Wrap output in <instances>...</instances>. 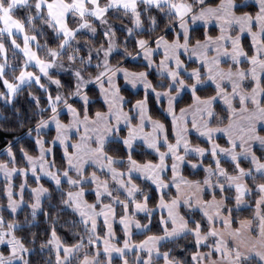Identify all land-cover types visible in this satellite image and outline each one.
Masks as SVG:
<instances>
[{
  "label": "snow or ice",
  "instance_id": "1",
  "mask_svg": "<svg viewBox=\"0 0 264 264\" xmlns=\"http://www.w3.org/2000/svg\"><path fill=\"white\" fill-rule=\"evenodd\" d=\"M0 107V264H264V0H0Z\"/></svg>",
  "mask_w": 264,
  "mask_h": 264
},
{
  "label": "trees",
  "instance_id": "2",
  "mask_svg": "<svg viewBox=\"0 0 264 264\" xmlns=\"http://www.w3.org/2000/svg\"><path fill=\"white\" fill-rule=\"evenodd\" d=\"M209 3H215L218 2V0H208ZM251 5V4H249ZM244 10H252L251 8L249 9H244ZM116 23L118 24L119 21H116ZM211 32L213 34H215L216 29L212 28L210 29ZM199 31L197 30V32L195 33V35H199ZM242 43L245 47L246 50L249 49L250 46V39L248 37H244L242 40ZM130 48H131V44H130ZM120 57L119 56H114L113 61L115 62V60H119ZM158 59V57H157ZM126 66L130 69V70H142L143 65L141 62H133L131 58H129ZM149 79L152 80V82L155 84L158 77L156 76L155 71L152 69L150 70V75H149ZM119 83H121L123 85V81L120 79ZM206 91H211L210 89H207ZM122 94L129 100H135V99H140L142 98V96L144 95V91L139 90L137 92H132L131 90H129L128 88H124ZM26 93L22 94L20 97V103L18 104V107H21L22 111L24 108H28V101L25 99ZM189 101V96L186 94L184 96V100L181 101V106H183V103L188 102ZM149 106H150V110L152 115L154 116V118L160 119L163 122H165L167 125L170 126V120L169 118L165 115V113L163 112V109L161 108V106L157 103L154 102L153 97L151 95H149ZM100 107V103L98 102L97 104L93 105V111L96 108ZM7 118V119H5ZM62 119H67L66 116L62 117ZM7 124V128H3L0 127V159H4L5 157L2 155L3 150L6 146V143L8 140L13 139V137L15 136H20L24 131H26L25 129L22 128H17L16 127V117L13 116L11 110H5L2 107H0V125H5ZM50 135H54V131L49 133ZM171 138V137H170ZM193 142L194 143H202V141H197L196 137L193 136L192 137ZM21 143H23L25 145V147H27L29 149V151H34V146L31 143L30 138L25 137ZM220 143H224V141L220 140ZM19 148V145H17V149ZM56 159L59 160L60 156L62 154V150L57 147L56 148ZM17 158L19 159V152L17 151ZM144 159H155V157L153 155H148V154H144L143 156ZM208 161L206 160L205 163H207ZM183 175L188 177L189 179H199L203 176V172L202 171H198L195 172V174H193V171L189 168V166H185L183 167ZM43 183H45L46 187H50V185H48L45 181H42ZM16 183H19V179L16 180ZM29 183H32L31 179H29ZM4 184V179L0 177V189H2ZM34 186V185H33ZM153 199L156 198V193L153 192ZM29 198V194L26 191L25 192V199L27 200ZM93 197L91 195L88 196V199L91 200ZM6 204V199L4 198V194L2 191H0V205H4ZM252 209H246L241 213V217L243 216H249L251 215ZM4 215L6 216V218H8V214L7 212L4 213ZM27 215V209L20 211L17 219L23 221L25 216ZM42 219V218H41ZM42 230V227H41ZM155 227L153 228V231H155ZM32 231H37V229L33 228ZM61 234H64L66 232L65 228H61L60 229ZM21 234H26V233H21ZM143 237V236H139ZM184 243V242H181ZM46 255V254H45ZM33 260H34V264H44V256L40 255V254H36L33 256Z\"/></svg>",
  "mask_w": 264,
  "mask_h": 264
},
{
  "label": "crops",
  "instance_id": "3",
  "mask_svg": "<svg viewBox=\"0 0 264 264\" xmlns=\"http://www.w3.org/2000/svg\"><path fill=\"white\" fill-rule=\"evenodd\" d=\"M247 3H248V4H252V3H253V0H247ZM213 28H214V27H213ZM211 29H212V28H211ZM244 37H248V38L250 39V37L247 35V33H245V34L242 35L241 40H243ZM242 44H243V43H242ZM132 61H133V62H140L139 60H133V59H132ZM153 70H154V69H153ZM121 80L123 81V79H121ZM123 84H124V81H123ZM125 87L128 88L129 90H131L132 92H137V91H139V90L144 91L142 86H137V88H135V89H130V88L127 87V86H125ZM165 107H166V103H165ZM165 115L167 116L166 113H165ZM167 117H168V116H167ZM168 118H169V120L171 119L170 117H168ZM53 131H54V130H53ZM221 140L224 141L223 139H221ZM0 177L4 179V177H3L2 175H0Z\"/></svg>",
  "mask_w": 264,
  "mask_h": 264
},
{
  "label": "rangeland",
  "instance_id": "4",
  "mask_svg": "<svg viewBox=\"0 0 264 264\" xmlns=\"http://www.w3.org/2000/svg\"><path fill=\"white\" fill-rule=\"evenodd\" d=\"M154 71H155V70H154ZM121 79H122V78H121ZM127 87H129L130 89H132L131 86H127ZM262 134H264V133H262ZM185 166H186V165H185ZM185 166H184V167H185ZM189 168H190V167H189ZM190 169H191V168H190ZM191 170H192V169H191ZM182 171H183V170H182ZM192 171H193V170H192ZM170 175H171V174H170V172H169V173H168V176L170 177ZM173 191H174V189H173ZM245 210H246V209H245ZM241 213H242V212H241ZM241 213L238 214V215L241 216ZM115 227H116V231H117L118 235H121V233H120V226L117 224ZM142 238H143V237H140V238H139V236H135V237H134V239H142ZM181 242H184V243H185V241H181Z\"/></svg>",
  "mask_w": 264,
  "mask_h": 264
}]
</instances>
